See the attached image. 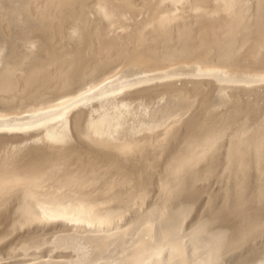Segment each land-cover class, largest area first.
Listing matches in <instances>:
<instances>
[{"label":"bare ground","instance_id":"6f19581e","mask_svg":"<svg viewBox=\"0 0 264 264\" xmlns=\"http://www.w3.org/2000/svg\"><path fill=\"white\" fill-rule=\"evenodd\" d=\"M0 116L4 264H264L261 0H0Z\"/></svg>","mask_w":264,"mask_h":264},{"label":"snow or ice","instance_id":"6c2138e0","mask_svg":"<svg viewBox=\"0 0 264 264\" xmlns=\"http://www.w3.org/2000/svg\"><path fill=\"white\" fill-rule=\"evenodd\" d=\"M261 3H264V0H261ZM226 6H234L231 4H228ZM113 79H116L113 77ZM111 81L110 80H104L102 83H98L95 85H90L86 90L81 91L79 94L72 96V97H65L62 100H58L54 106H50L48 108H44L41 111L37 112H25L24 115H32L34 117L40 118L43 114H57V118L60 120H64L69 112L71 111L72 108L77 107L79 105V102L83 101L86 97H90L93 94L104 91L105 85H110ZM126 87V82H120L118 85V90L119 91H124ZM111 95H116V92L110 93ZM43 123V121H41ZM40 125L36 124L33 121H24L21 119H15L13 120L11 117H4L0 116V132H14V131H27L29 128L32 127H38ZM70 135V134H69ZM223 133H219L217 136L214 137H209L208 139L205 140L203 146H202V151L200 153L201 156L206 154L207 151H209L212 147L216 145L218 142L219 138H222ZM58 142H63V140H59ZM261 153L264 155V141L261 143ZM21 178H13V179H8L4 180L0 178V192H3L6 188V186H14V185H19L21 183ZM262 184H264V178H262ZM12 187H8V192L10 193L12 191ZM261 197L264 198V187H262L261 190ZM8 201L5 200L4 202V207H7ZM58 218H63L56 213H47L45 212L43 216H41L39 219L35 218H28L23 220L22 222H17L12 225L10 229V233L17 229V228H23L27 227L30 224L33 223H39L42 222L43 220L47 219H58ZM78 222V221H77ZM107 223L106 219H101L99 222V227L103 228L105 224ZM95 225L89 223V227H94ZM10 238V236H6L5 239ZM15 246L9 249V254L11 256L12 253L15 251H18ZM81 252H84L86 255V250L81 249ZM162 252V248H155L152 250V255L154 257H158ZM0 264H4L3 261H0ZM32 264H38L37 261H32ZM80 264H87L85 260H81ZM142 264H147V261L142 262Z\"/></svg>","mask_w":264,"mask_h":264}]
</instances>
